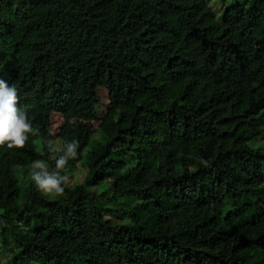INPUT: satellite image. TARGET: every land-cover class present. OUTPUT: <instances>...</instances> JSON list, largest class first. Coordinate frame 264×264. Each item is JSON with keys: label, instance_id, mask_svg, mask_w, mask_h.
Segmentation results:
<instances>
[{"label": "trees", "instance_id": "1", "mask_svg": "<svg viewBox=\"0 0 264 264\" xmlns=\"http://www.w3.org/2000/svg\"><path fill=\"white\" fill-rule=\"evenodd\" d=\"M0 78L38 130L0 145L2 264H264V0H0ZM144 154L142 185L96 190ZM51 156L83 174L47 199L22 174Z\"/></svg>", "mask_w": 264, "mask_h": 264}, {"label": "rangeland", "instance_id": "2", "mask_svg": "<svg viewBox=\"0 0 264 264\" xmlns=\"http://www.w3.org/2000/svg\"><path fill=\"white\" fill-rule=\"evenodd\" d=\"M204 1L208 4V6L211 7V9L213 10V12L215 14L216 19H219L220 13L224 7L229 6V5L233 4L234 2H236V0H204ZM96 95L98 98V103H97V107H96L97 119L89 121L88 124H89L91 134H92L91 138L95 139V140H101V134H100V131L98 129V125H99L100 119L104 116L105 112L107 111L108 100H107V93H106V90L104 88H101V87L97 88L96 89ZM65 122H67V119L64 118L62 115H60L58 113H51L50 114V131H51V134L53 137L52 144H53V147L55 149L59 148V141L57 139V133H58L59 129L61 128V126ZM43 162L46 165V170L50 173L53 172L52 167H53V165H55L56 158L54 156H51L50 160L43 161ZM151 162H152V157L148 154H144L139 159V162L135 168H133L131 170H127L126 168H123L117 174L110 176L104 183L99 184L96 187V190L100 191L105 186L110 191L116 193V192H118V191L132 185V184L142 185L143 180H144V172H145L146 168L150 165ZM19 168L20 167H15V172L18 176H19L18 172L20 171ZM33 168L36 171H40V169H35V167L32 164L27 169L25 174H22L23 175L22 179H24V180L30 179L31 180V172L33 171ZM16 169H18V170L16 171ZM82 174H83V166H82L81 162H78L72 168V171L67 174V176L69 177V182L67 185H71V184H74V183L80 181ZM18 180L21 183L20 178ZM31 183H33V182L31 181ZM44 195L47 199H53L56 197L55 194H44ZM106 203L108 206H112L113 209L119 210L120 208H122V205H119V204L114 205L113 203H111L109 201H107ZM211 213H212V211L208 207L200 209L198 211V215L200 218L209 216V215H211ZM129 218H131V221L133 223H138L141 221V217L138 216L135 212H132L130 214ZM115 221H117V220H115ZM7 255H8L7 248H2L0 246V264H2L4 262Z\"/></svg>", "mask_w": 264, "mask_h": 264}, {"label": "clouds", "instance_id": "3", "mask_svg": "<svg viewBox=\"0 0 264 264\" xmlns=\"http://www.w3.org/2000/svg\"><path fill=\"white\" fill-rule=\"evenodd\" d=\"M38 130L34 129L32 122L28 117L26 108L19 105L17 89L14 85H9L8 81L0 78V145H7L9 149H22L29 139V135H37ZM67 143L68 152L71 153V159L78 156L79 141ZM68 165V159L61 156L56 159L55 166L58 170H64ZM36 171L33 168L31 172V181L35 187L44 194H55L63 196L65 187L69 182L67 175H61L59 171L48 172L43 161L33 162Z\"/></svg>", "mask_w": 264, "mask_h": 264}]
</instances>
